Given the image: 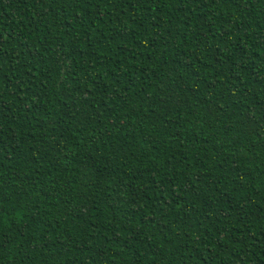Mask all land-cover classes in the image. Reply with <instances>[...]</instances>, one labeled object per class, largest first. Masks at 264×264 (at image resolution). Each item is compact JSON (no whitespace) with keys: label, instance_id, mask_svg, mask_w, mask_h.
<instances>
[{"label":"trees","instance_id":"trees-1","mask_svg":"<svg viewBox=\"0 0 264 264\" xmlns=\"http://www.w3.org/2000/svg\"><path fill=\"white\" fill-rule=\"evenodd\" d=\"M0 264H264V0H0Z\"/></svg>","mask_w":264,"mask_h":264},{"label":"snow or ice","instance_id":"snow-or-ice-1","mask_svg":"<svg viewBox=\"0 0 264 264\" xmlns=\"http://www.w3.org/2000/svg\"><path fill=\"white\" fill-rule=\"evenodd\" d=\"M222 2L224 3L231 2V3L239 5L240 3H242V0H222ZM4 243H6V241L0 240V249L3 248Z\"/></svg>","mask_w":264,"mask_h":264}]
</instances>
